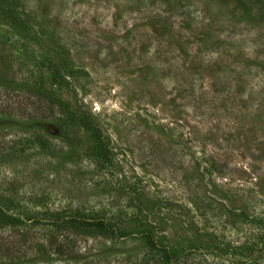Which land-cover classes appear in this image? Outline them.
I'll list each match as a JSON object with an SVG mask.
<instances>
[{
	"label": "rangeland",
	"instance_id": "rangeland-1",
	"mask_svg": "<svg viewBox=\"0 0 264 264\" xmlns=\"http://www.w3.org/2000/svg\"><path fill=\"white\" fill-rule=\"evenodd\" d=\"M53 106L88 115L112 157L93 161L91 134L53 119L42 129L67 148L1 150L0 196L25 209L3 240L39 241L47 228L27 219L70 198L118 207L136 193L180 255L171 264H264V0H0V148ZM95 243L79 242L78 263L49 247L26 262L133 264L147 251L137 237Z\"/></svg>",
	"mask_w": 264,
	"mask_h": 264
},
{
	"label": "trees",
	"instance_id": "trees-1",
	"mask_svg": "<svg viewBox=\"0 0 264 264\" xmlns=\"http://www.w3.org/2000/svg\"><path fill=\"white\" fill-rule=\"evenodd\" d=\"M53 108L54 106L49 108V111L41 110V113L37 110V115H35L33 121H24L25 123L22 124V126H25V136H19L15 146L14 144L10 146H1L0 151L16 148L17 151L21 153L39 148H47L51 151H58L64 147L67 148L68 144L64 143L59 135L52 134L42 129L43 123H49V119H53L59 124V126H61L58 129L60 133L73 126L88 131L91 134V137L96 141L95 147L97 146V151L95 152L92 150L93 147L87 146L84 154L93 161L97 160L98 163L104 159L109 161L112 156L108 143L105 142L104 136H102L99 127L92 124V120L88 115L84 113L77 115L76 113L71 112L63 117V114L60 112L56 113L53 111ZM65 144H67V146ZM19 145L21 146L20 149ZM133 195L135 197H131ZM139 195L140 194L133 193L128 196L127 201H129V203L127 205H118L117 207L102 203L98 208L88 204V202L83 203L76 201V203H73L72 199L74 198H70L67 201L66 207L60 210L50 211L42 216L37 215L27 219L33 225L44 223L47 228V232L39 241L33 240L32 238L34 236L30 237L26 231H22V234H19V236H17L18 238L15 239V242L11 244L6 242L5 239L3 240L1 234L0 261H2L1 258L7 257L3 264L6 262H12V264L30 263L33 257L36 259L37 256H40V252L43 250L47 251L46 248L49 247V249L51 248L59 255H73L71 258L75 260L74 262L78 263L79 261L75 258L79 255V252L77 251L80 248V241L84 240V242H87L89 240L95 241L98 239L99 243L95 244L100 245L107 241L113 242L127 237H137L141 242L147 245L148 252L146 250H140L134 255L136 259L133 264H171L173 261L176 262L177 260H180V255L175 253V250L171 251L170 248L160 245L161 243H159L155 232L151 228L152 224H145V219L143 217H146V215L143 212L146 210L149 212L150 210L148 207L140 203ZM19 201L21 200L14 198L13 194L12 197L0 196L1 231L6 229L15 231L18 226L23 225L24 220L21 215L25 209L22 208L23 206ZM38 201L40 200L38 199ZM37 204L39 203H34V206ZM124 221L127 223L134 222V228L130 230L123 229L121 223H125ZM19 242L22 245H25L26 243L33 245L34 255L26 254L28 251L26 249L25 253H19L21 250ZM85 244L86 243H84V246ZM94 247V243H90L87 251H93ZM85 249L86 248H84V251ZM13 250L18 253L14 255V258L10 255ZM84 253L85 252H83V254ZM47 255L49 256L50 254L48 253ZM125 264H127V262Z\"/></svg>",
	"mask_w": 264,
	"mask_h": 264
}]
</instances>
